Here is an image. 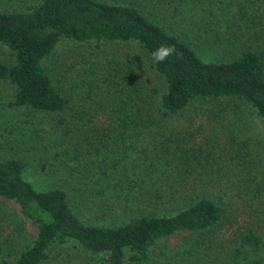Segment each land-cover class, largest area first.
Listing matches in <instances>:
<instances>
[{"label":"trees","instance_id":"trees-1","mask_svg":"<svg viewBox=\"0 0 264 264\" xmlns=\"http://www.w3.org/2000/svg\"><path fill=\"white\" fill-rule=\"evenodd\" d=\"M1 85L0 264H264V0L0 5Z\"/></svg>","mask_w":264,"mask_h":264},{"label":"rangeland","instance_id":"rangeland-1","mask_svg":"<svg viewBox=\"0 0 264 264\" xmlns=\"http://www.w3.org/2000/svg\"><path fill=\"white\" fill-rule=\"evenodd\" d=\"M36 0H0V5H10L11 7H19L21 4H24L26 2V4H30L32 2H34ZM106 51L114 58H124L126 57V53L129 51V47L128 46H118V47H114L113 45H110L108 47H105ZM2 88V92H0V97L3 99V101L7 102L8 98L11 97L10 93H9V89L4 86L1 85ZM212 106H203V110L204 112H206V114L204 112H202L201 110H197L196 112H194V115L197 119V121H203L202 119L207 120V117L210 115V118H212L213 121H216V119L219 118L220 115H213V113L211 112ZM1 113V112H0ZM229 118L228 119H224V124L228 123L230 120L233 121H240V133H238L240 136L244 135L243 137H248V136H252L254 137L255 135L258 136V138L260 139V141L262 143H264V131H262V127L261 125H258L256 123V119L254 118V116L252 114H250L249 111H245L244 113H240L236 115H233L232 113H228ZM17 118L19 117V115H15ZM8 118L11 119V116H8ZM5 120V118L3 120H0V124H2L3 126V121ZM227 120V121H225ZM204 122V121H203ZM233 128H235V123L232 122ZM2 126L0 125V127L2 128ZM219 126L221 127V129H224V125H222V123L219 124ZM1 133V132H0ZM8 133V132H6ZM255 134V135H254ZM242 137V136H241ZM222 142L227 141V139L223 136L222 138ZM2 146V145H1ZM28 173H29V177L32 180H35L36 182L40 183L41 180L43 182H45V179H43V177L40 175V167L39 165H32L30 166V169H28ZM47 183V182H45ZM207 246L208 245H203L202 247L198 248L199 250L196 251V254H199L200 256H203V259H207L208 257L211 260L212 264H222L224 262V254L221 250H217L214 248V250H210L211 255L207 256ZM194 254V255H196ZM187 255L190 257L191 261L193 263L196 264L194 258L191 257V255L189 253H187ZM67 255H64V258H66ZM86 257L84 254L79 253L76 256H73V261L75 264H86L85 258ZM202 262V261H201ZM173 263V261H167L165 264H170ZM192 264V263H190Z\"/></svg>","mask_w":264,"mask_h":264},{"label":"clouds","instance_id":"clouds-1","mask_svg":"<svg viewBox=\"0 0 264 264\" xmlns=\"http://www.w3.org/2000/svg\"><path fill=\"white\" fill-rule=\"evenodd\" d=\"M175 53V48L168 45H160L152 53V59L156 63H163L167 58Z\"/></svg>","mask_w":264,"mask_h":264}]
</instances>
